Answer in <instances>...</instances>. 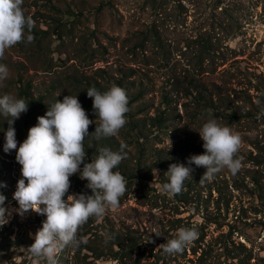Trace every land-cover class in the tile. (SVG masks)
I'll list each match as a JSON object with an SVG mask.
<instances>
[{"label":"rangeland","instance_id":"1","mask_svg":"<svg viewBox=\"0 0 264 264\" xmlns=\"http://www.w3.org/2000/svg\"><path fill=\"white\" fill-rule=\"evenodd\" d=\"M22 8L34 21L26 31L33 40L0 57L10 73L0 95L20 98L25 90L42 107L38 115L24 112L14 120L18 145L65 95L77 96L93 132L99 118L86 95L92 83L105 91L119 80L129 101L118 134L96 139V148L108 147L106 141L113 151L127 145V157L114 170L128 190L118 208L78 229L87 243L66 246L57 264H194L193 248L207 251L205 264H242L249 257L248 264H264V0H24ZM200 91L212 96L209 113L197 104L205 103ZM159 117L163 124L151 126ZM213 118L241 138L238 172L221 169L209 182L205 169L192 165L179 194L161 193L170 164H187V154L204 152L197 131ZM6 119L0 116V128L7 129ZM131 119L143 138L128 133ZM3 142L0 131V194L11 213L0 226V264H46L27 249L45 216L16 212L12 193L21 166ZM86 185L85 179L72 181L65 195H87ZM184 227H195L198 238L182 253L163 254L161 244ZM106 236L112 239L105 242ZM120 237L137 240L139 250L117 257L123 250L113 241Z\"/></svg>","mask_w":264,"mask_h":264},{"label":"clouds","instance_id":"2","mask_svg":"<svg viewBox=\"0 0 264 264\" xmlns=\"http://www.w3.org/2000/svg\"><path fill=\"white\" fill-rule=\"evenodd\" d=\"M24 0H0V57L18 42H31L34 21L24 14ZM10 76L6 65L0 64V84ZM92 100V109L99 123H95V138L118 134L126 124L125 113L129 111L126 91L112 86L105 91L95 87L86 89ZM28 109V102L12 94L0 95V116L6 117L2 149L5 153L15 150V160L20 164L21 178L16 182L13 199L17 202L16 212L20 215L29 210L45 216L42 226L36 231L28 252L42 258L46 264H57V257L66 246L79 247L87 240L78 238L77 232L92 217H102L106 211L119 207L120 198L128 190L125 177L114 169L127 157L121 143L118 151L107 147L90 162L85 161L84 139L89 135L90 120L77 96L65 95L47 107L44 115L38 116L25 139L17 143L14 120ZM264 115V110H261ZM197 131V130H196ZM203 141V153L187 158V164L172 163L168 166V182L160 187L161 193L170 196L179 194L184 181L191 176L192 165L203 167L205 181H212L221 169L235 175L241 167L236 153L241 138L228 126L207 120L197 131ZM81 164L83 166L81 167ZM78 174L87 181L91 195L65 194L70 187L69 177ZM3 186V182H0ZM5 196L0 194V226L6 224L11 213L4 205ZM157 236L160 232H154ZM199 236L195 227L180 228L174 238L161 244L163 254L182 253ZM112 239L106 236V241ZM146 241L151 242L149 237Z\"/></svg>","mask_w":264,"mask_h":264},{"label":"trees","instance_id":"3","mask_svg":"<svg viewBox=\"0 0 264 264\" xmlns=\"http://www.w3.org/2000/svg\"><path fill=\"white\" fill-rule=\"evenodd\" d=\"M92 87H95L97 90L101 91V88H100V85H96V83H92L91 84ZM115 86H119L122 88L121 86V83L120 81L118 80L115 84ZM199 98H201L202 101H204L205 103L201 104L200 102L201 101H196L197 104L199 106H203V112H207L209 113L210 110L214 107L213 106V101H212V96H210L209 100L207 98H205L203 96V92H199ZM20 98H23L25 100V102L27 103L28 102V109L27 111L25 112L26 115H28V117H31L32 115H38L39 114V110L40 108L42 107L41 106V101H39V103H36L35 101H33L31 99V97L29 96V93H27V91L25 90H22L21 91V95H20ZM133 99H131L130 101H133ZM129 103V101H128ZM128 107H129V104H128ZM125 118H129V113H125ZM230 118H233V119H236L237 120V117L235 114H232L229 116ZM152 120V124L151 126L153 127H156L157 125H162L163 124V121H160V117L158 119H151ZM130 124H131V127L129 128L128 130V133H133L135 132L136 134V137L137 138H143V134H142V130L139 128V125L135 124L134 121L131 119L130 120ZM148 124L145 122L143 123L142 125V129H144ZM89 132V135L87 137H85L84 139V148H85V161L84 162H89V159H92L94 160L96 158V156L99 154V149L100 148H96V138H95V133L94 131L91 132L90 130H88ZM104 139L103 140H109L108 138H105L103 137ZM89 146L92 147V154L90 152V148ZM106 146L108 147H111L110 144L106 141ZM107 147V148H108ZM189 154H187L186 158H188ZM83 166V164H81V167ZM70 182L72 181H77L79 182L80 181V177L79 175H75L71 178H69ZM253 181L255 183H257V186H259V180L256 179V178H253ZM258 189H260L259 187H257ZM219 192L222 194V192L219 190ZM87 195H91V190L88 189V191L86 192ZM67 195H65V198H66ZM228 204V203H227ZM204 235H202L198 241H201V239H203ZM127 241V242H125ZM113 245H117L118 247H120L123 251L122 253H117L116 256L119 257V256H122L124 254V252L126 253V251L128 250L129 253L133 254L134 251H137L139 250L140 246H139V242L137 240H132V239H128V240H125V238H119V239H116V241H113ZM240 246H242V244H240ZM162 252V250H160ZM160 252V253H161ZM191 253L196 256L195 260H194V264H205L206 262V255H207V251L206 250H202V252H199L198 248H193L191 250ZM129 255V254H127ZM130 256V255H129ZM100 256H97V258H99ZM232 258H235V256H232ZM251 257L248 258V262L247 260L245 262H243L242 264H248L249 263V260H250ZM238 261H242L238 258ZM138 262H136L137 264ZM237 264H241V263H238Z\"/></svg>","mask_w":264,"mask_h":264}]
</instances>
